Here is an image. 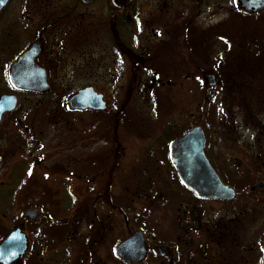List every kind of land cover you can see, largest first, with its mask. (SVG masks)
Listing matches in <instances>:
<instances>
[{
  "label": "flooded vegetation",
  "instance_id": "obj_1",
  "mask_svg": "<svg viewBox=\"0 0 264 264\" xmlns=\"http://www.w3.org/2000/svg\"><path fill=\"white\" fill-rule=\"evenodd\" d=\"M11 1L0 8V264H264L262 104L250 106L254 107L253 123L258 132L254 130L252 141H243L242 153H224L227 148L213 146L211 134L206 135L202 124H195L164 145L155 141L157 151L144 154L151 158L138 167L137 184L117 183L116 168L136 155L124 152L125 145L122 149L116 147L121 142L119 124L114 121L116 106L109 101L108 92L91 83L80 85L66 95L65 104L52 111L62 109L70 114L66 117L78 120L83 112H109L105 122L108 125L103 126V145L107 146L103 150L108 152L94 153V149L84 154L83 149L79 150L82 137L67 136L60 145L67 148L62 169L51 175L59 182L49 186L60 193L62 215L53 216L49 203L35 199L37 174L40 175L36 162L40 156L49 155L35 152L33 115L27 113L34 108L30 98L53 91V82L66 79L70 65H79L76 60L64 58L63 46L57 39L62 17L75 21V30L81 34L86 29L98 35L102 31L115 55H121L115 61H125L130 54L127 43L133 23L152 22L149 29L155 32L157 23L152 13L165 6L163 10L174 19L169 31L189 30L196 26L192 16L196 8L204 7L207 12L206 0H144L146 15L141 18L136 11L137 0H71L72 9L68 11L56 4L38 2L37 8L44 7L45 11L38 15L27 12L33 33L23 42L26 32L20 16L4 13ZM233 5L247 14L264 8L249 11L235 0ZM39 24L43 30L48 28L50 38L43 32H34ZM96 42V47L89 50L92 59L98 54L100 44ZM84 52L79 50V55ZM86 85L103 93L104 107L69 104V96ZM254 93L260 99L257 102H264V85ZM242 125L244 131L246 123L242 121ZM194 127H201L204 135L202 158L229 187L215 186L214 192L204 195L181 179L170 146ZM115 139L117 142L111 146L110 140L114 143ZM197 139L192 134L185 142L194 150ZM72 144L78 146L76 154L70 153ZM142 150L145 151L143 146ZM71 160L87 162L88 166L86 170L75 168ZM165 164L170 174L164 171Z\"/></svg>",
  "mask_w": 264,
  "mask_h": 264
},
{
  "label": "rangeland",
  "instance_id": "obj_2",
  "mask_svg": "<svg viewBox=\"0 0 264 264\" xmlns=\"http://www.w3.org/2000/svg\"><path fill=\"white\" fill-rule=\"evenodd\" d=\"M143 1H135L140 18L146 15ZM38 2L56 4L65 11L72 9L71 0H12L4 13L20 16L26 32L22 42L33 33V23L27 18V12L38 15L39 11H45L44 7L37 8ZM204 5L207 12L204 7H197L192 13L196 26L189 30L169 31L168 26L174 19L170 12L163 10L165 6L152 13L157 23L155 32L149 29L152 22H147L148 25L133 23L127 43L130 54L125 61H115L114 58L121 55H115L112 43L106 41L102 31L98 35L95 30L86 29L81 34L80 30H75V21L71 22L68 16L62 17L56 30L57 39L60 47L63 46L64 58L76 60L79 65H70V75L54 81L53 91L36 93L30 98L34 108L27 111L33 115L35 152L49 155L40 156L36 162V172L40 175L37 174L35 199L39 203H49L48 210L53 216L62 215L60 193L49 186L59 182L51 175L62 169L63 154L67 152L66 147H60L64 139L81 136L79 150L83 149L84 154L94 149V153L108 152L103 150L107 147L103 145L106 142L103 130L105 124L108 125L105 122H108L109 112H83L78 120L66 117L70 114L62 109L52 111L65 104L66 95L80 85L91 83L108 92L109 101L116 106L112 113L116 116L114 121L119 124L121 142L116 147L122 149L125 145L124 152L136 155L128 158L125 164L122 162L123 166L117 162L121 164L116 168L117 183H135L140 173L138 167L151 158L144 154L157 151V142L164 145L168 139L195 124H202L206 135L207 132L211 134L212 145L227 148L224 151L227 154L242 153L243 141H252L258 131L253 123L254 107L250 106L264 105V102H257L260 99L254 93L258 86L264 85V8L247 14L238 10L233 0H206ZM34 32H43L50 38L48 28L43 30L40 24ZM98 40V54L92 59L89 50L96 47ZM81 49L85 52L80 56ZM207 74L214 75V83L208 82ZM121 106H126L125 110H118ZM242 121L246 123L244 131ZM159 132L160 138L156 139ZM110 142L111 146L115 145L117 139ZM77 151L78 146L72 144L70 153ZM73 162L71 165L75 168L86 170L88 166L87 162L78 164L71 160ZM163 169L170 174L166 164ZM43 174L47 175L39 178Z\"/></svg>",
  "mask_w": 264,
  "mask_h": 264
},
{
  "label": "water",
  "instance_id": "obj_3",
  "mask_svg": "<svg viewBox=\"0 0 264 264\" xmlns=\"http://www.w3.org/2000/svg\"><path fill=\"white\" fill-rule=\"evenodd\" d=\"M7 0H0V8ZM239 7L249 11H255L264 5V0H235ZM210 84L214 83L213 74H207ZM48 87V84L46 85ZM69 104L75 107L91 106L101 108L106 105L103 93L98 92L93 85H86L71 94L68 98ZM192 134H196V147L186 144L185 140ZM204 135L201 127H194L185 136L171 142L170 151L173 162L176 164L181 179L187 184L195 187L202 194L215 191V186H227L208 167L207 162L202 158ZM231 188V187H230ZM213 189V190H212ZM226 190V189H225ZM229 191V190H228Z\"/></svg>",
  "mask_w": 264,
  "mask_h": 264
}]
</instances>
